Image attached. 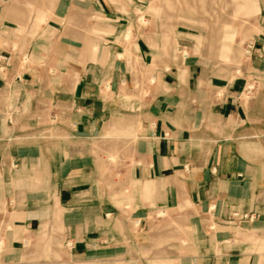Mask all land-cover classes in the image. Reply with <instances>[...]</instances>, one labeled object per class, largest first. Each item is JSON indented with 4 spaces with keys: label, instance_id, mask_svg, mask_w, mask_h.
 I'll list each match as a JSON object with an SVG mask.
<instances>
[{
    "label": "crops",
    "instance_id": "obj_1",
    "mask_svg": "<svg viewBox=\"0 0 264 264\" xmlns=\"http://www.w3.org/2000/svg\"><path fill=\"white\" fill-rule=\"evenodd\" d=\"M96 7V38L60 15L0 26V264H44L25 244L45 241L83 263L141 243L159 210L187 214L198 253L181 264H264V0L237 75L158 54L134 28L129 45L113 3ZM130 51L153 77L144 97Z\"/></svg>",
    "mask_w": 264,
    "mask_h": 264
},
{
    "label": "rangeland",
    "instance_id": "obj_2",
    "mask_svg": "<svg viewBox=\"0 0 264 264\" xmlns=\"http://www.w3.org/2000/svg\"><path fill=\"white\" fill-rule=\"evenodd\" d=\"M11 1L12 13L0 16V26H16L20 31L31 28L36 32L60 15L61 24L76 28L77 32L92 33V37L96 38L100 32L99 25L104 23L98 15L97 0ZM110 1L118 15L125 18L123 24L127 28L129 45L133 44L134 28L142 40L152 41L158 54L175 60L193 55L220 73L227 71L232 75L240 73V66L247 57L243 48L244 38L260 20L259 0ZM1 5H6V1L0 0ZM186 44L189 46L187 49L182 47ZM17 48V42H14V50ZM128 56L134 58L133 76L144 97L153 77L148 66L138 64L133 51ZM107 159V166L115 167V155L110 154ZM129 212L124 211L126 215ZM114 214L110 219H116V211ZM186 217V212L159 210L151 216L147 235L141 243L114 241L105 249L99 244L90 248L96 256L80 264H181L182 261H195L197 247L192 241V230L186 224ZM111 232L114 233L113 230ZM25 248L43 249L45 256L41 261L44 264H68L70 261L71 244L67 247L59 242L45 241L39 246H32L28 242Z\"/></svg>",
    "mask_w": 264,
    "mask_h": 264
},
{
    "label": "built area",
    "instance_id": "obj_3",
    "mask_svg": "<svg viewBox=\"0 0 264 264\" xmlns=\"http://www.w3.org/2000/svg\"><path fill=\"white\" fill-rule=\"evenodd\" d=\"M3 61H8L9 59L8 58H2ZM1 61V59H0ZM253 219V216L252 215H247V214H239L237 212L233 213L232 215V221L234 222H240V221H244V220H249L251 221Z\"/></svg>",
    "mask_w": 264,
    "mask_h": 264
}]
</instances>
